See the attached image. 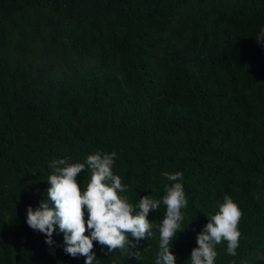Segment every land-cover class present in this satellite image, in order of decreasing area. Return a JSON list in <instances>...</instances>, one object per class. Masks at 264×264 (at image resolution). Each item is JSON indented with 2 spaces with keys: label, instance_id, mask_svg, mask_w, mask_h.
I'll return each instance as SVG.
<instances>
[{
  "label": "trees",
  "instance_id": "trees-1",
  "mask_svg": "<svg viewBox=\"0 0 264 264\" xmlns=\"http://www.w3.org/2000/svg\"><path fill=\"white\" fill-rule=\"evenodd\" d=\"M262 29L264 0H0V264H86L58 226L47 244L27 209L47 199L53 160L98 151L116 153L130 203L161 204L151 237L115 252L94 242L93 264H155L164 172L183 174L188 200L177 264L225 195L241 238L235 256L216 245L215 264H264Z\"/></svg>",
  "mask_w": 264,
  "mask_h": 264
},
{
  "label": "clouds",
  "instance_id": "clouds-1",
  "mask_svg": "<svg viewBox=\"0 0 264 264\" xmlns=\"http://www.w3.org/2000/svg\"><path fill=\"white\" fill-rule=\"evenodd\" d=\"M264 33V29L261 30ZM262 36L257 39L261 40ZM116 153L96 152L87 157L85 163H68L67 159L53 160L49 167L53 174L48 177L50 187L47 199L39 207L29 206L26 222L33 230L46 235V243L52 245L57 226L64 234V251L72 257H86V264L96 260L95 243L106 247L108 252L129 250L131 241L152 236L150 211L159 210L161 201L150 196L140 198L137 205L129 202L128 192L121 178L113 173ZM70 159V158H68ZM91 177L86 190H82L77 177L85 168ZM168 181L163 204L166 213L159 227V253L155 264H177L172 252L173 238L183 231L182 209L188 206L181 172L162 173ZM87 216V219L85 218ZM208 223L198 234L196 247L190 256L191 264H215V246L227 242V254L235 256L239 247L241 232L239 224L243 212L233 199L225 195L215 214L207 215ZM90 233V234H87ZM135 255L139 256V253Z\"/></svg>",
  "mask_w": 264,
  "mask_h": 264
}]
</instances>
